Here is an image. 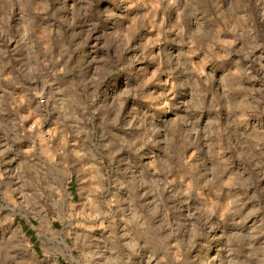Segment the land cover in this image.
Segmentation results:
<instances>
[{
  "label": "rangeland",
  "instance_id": "374dc122",
  "mask_svg": "<svg viewBox=\"0 0 264 264\" xmlns=\"http://www.w3.org/2000/svg\"><path fill=\"white\" fill-rule=\"evenodd\" d=\"M0 264H264V0H0Z\"/></svg>",
  "mask_w": 264,
  "mask_h": 264
}]
</instances>
